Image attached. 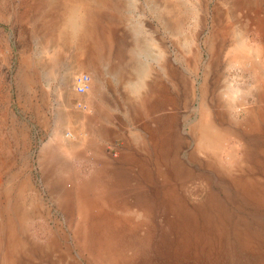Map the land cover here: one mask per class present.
Listing matches in <instances>:
<instances>
[{"label": "rangeland", "instance_id": "obj_1", "mask_svg": "<svg viewBox=\"0 0 264 264\" xmlns=\"http://www.w3.org/2000/svg\"><path fill=\"white\" fill-rule=\"evenodd\" d=\"M119 1L50 65L67 35L62 3L53 15L50 0H0V264H264V97L228 54L240 38L264 47V0H172L171 14L168 0ZM79 46L102 48L105 88L78 140L58 146ZM212 68L249 90L219 94L218 144L203 153L191 127ZM75 78L73 108L85 110L90 91ZM128 80L144 88L133 94Z\"/></svg>", "mask_w": 264, "mask_h": 264}, {"label": "bare ground", "instance_id": "obj_2", "mask_svg": "<svg viewBox=\"0 0 264 264\" xmlns=\"http://www.w3.org/2000/svg\"><path fill=\"white\" fill-rule=\"evenodd\" d=\"M136 1L137 0H129V2L131 4H133L134 6H136ZM171 1L172 0H168L164 6V10H166V12L170 13V14L173 12L179 11L178 7L174 3H172ZM59 3H62V5L64 7L63 8L64 9L63 15H65V16H64V20H63V29L66 30L67 35H65L63 37L61 42L56 43L60 46L59 47L60 50L57 52H54L52 54L50 53V55L48 56V60H49L50 65H56L58 62H60L62 60V56H63L62 49H65L64 43H67L69 41L70 37H72V39L73 38L77 39V41H79V42L86 43L87 38H88V37H86L88 35L87 32L89 33L91 31V29H90L91 25H89V26L87 25V23L90 22L89 19H96L95 15H104L106 13L112 14V11H114V8H116L115 6L118 3H120V1L119 0H59V1L58 0H50L49 12L53 13V15H54L55 14L54 6L55 7L59 6ZM180 14L176 15V19L180 18ZM92 21L93 20H91L90 24L92 23ZM178 26H180V25H178ZM178 29H180V28H178ZM188 38H190V37H188ZM194 42L192 41V39L186 40L187 45L189 47H191V51L195 52L194 57H196V56L198 57V49L196 48L197 45L195 46ZM223 42L224 41H222L220 39L214 38L208 44L210 52L213 51L211 62L214 66L219 65V62H218L219 59H218L217 55L219 53L221 54L223 51V48L225 46V44ZM90 43L92 44V42H90ZM196 43H197V41H196ZM62 46H63V48H62ZM80 47H82V48H80ZM79 48L80 49H78L71 57V60L69 62V68L67 71V76L65 78V91H64V93L66 96V103H65L64 108L66 111L61 117H59V121L57 124L56 141H57L58 146L63 144L62 142L66 139V134L72 135V138H73V139H71L72 143H74L78 140L79 131L80 130L82 131L81 124H79L81 116H90V113H93L96 110V101H97V99H102L101 98L102 92H103V89L105 88L106 80L104 78V75L102 73L101 68L106 63V61L103 59L102 54H101L102 48L99 46H94L92 48H89L86 46L85 47L79 46ZM158 53H159L158 56H159L160 61H162L163 59H166V54H165L163 49H159ZM228 54L230 55L229 61L231 64H237L242 69H244L245 71L251 72L252 75H254L255 81H253L250 90L252 91V93L254 95H256L258 98L262 99L264 97V70H263L262 66H260L258 64V61H260L262 58H264V47L263 46H258L256 48L249 47L245 44L244 39L240 38V39H238V41L236 43L233 44V46L229 50ZM215 55H216V59L214 58ZM210 66H211V63H210ZM219 67H220V65H219ZM85 70L90 72L91 74L93 72L98 73V83L96 84L94 90L88 92L86 99L84 100V102L87 103V108L85 110L77 111L73 108V103H72L73 102L72 96L74 95L73 94L74 93L73 92V87H74L73 83H74L75 76L78 73L80 74L81 71L83 72ZM146 70H149L148 67H146L145 71ZM142 73H144L143 69H142ZM215 74H218L217 69L212 68L211 70H209V72L207 73V77L205 78L204 82L201 84V87H200L201 99H200L199 106H198L199 119L191 127V131L195 134V136L198 140L197 147L203 153L205 152V150L209 149L210 147L212 149H214L216 147V145L218 144V141H216L217 140L216 138H218V135L215 131L216 130L215 125H216V123L219 122V120H217V119L220 118V115L218 113L219 112V100H218L219 94L224 93L226 96H229V95L235 96L236 92L246 93L247 90H249V88L247 86H243L240 88V87L236 86L234 83H232L228 80H225V79H221L222 77L220 78ZM144 84H145L144 80H139V81L138 80H128L126 82V85L130 89V91L133 92V94H139V92L144 88ZM92 85H93V81H92ZM189 85H190V83H189ZM191 87H192L191 89L193 92V97H195L196 92H195L194 85L193 86L191 85ZM236 97H234V98L230 97L232 99L230 101H228L226 103V105L231 106V105L242 104V102L240 100H238ZM262 102H264V101H262ZM248 111H249V109H248ZM227 131L233 132V130L231 131L228 129H227ZM178 134L179 133H177V135ZM166 145H168V144H166ZM154 148H155V146H154ZM152 150H154V149H152ZM154 153H156V152H154ZM116 161L118 162V167H119V164L121 163L120 158H117ZM93 184L95 187L96 186L98 187V185L102 184V182L100 183L99 179L95 178L93 180ZM82 200L80 201V204L81 203L85 204L84 200L83 201ZM134 205H136V204H134ZM84 220H86V217L84 218ZM114 259H116V258H114Z\"/></svg>", "mask_w": 264, "mask_h": 264}, {"label": "built area", "instance_id": "obj_3", "mask_svg": "<svg viewBox=\"0 0 264 264\" xmlns=\"http://www.w3.org/2000/svg\"><path fill=\"white\" fill-rule=\"evenodd\" d=\"M92 76L88 72H82L76 75L75 89L77 92L84 94L92 89Z\"/></svg>", "mask_w": 264, "mask_h": 264}]
</instances>
